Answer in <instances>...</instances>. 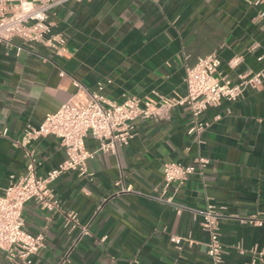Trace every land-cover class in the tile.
Returning <instances> with one entry per match:
<instances>
[{"label":"crops","instance_id":"obj_1","mask_svg":"<svg viewBox=\"0 0 264 264\" xmlns=\"http://www.w3.org/2000/svg\"><path fill=\"white\" fill-rule=\"evenodd\" d=\"M49 20L65 39L63 55L18 38L0 42V193L30 156L41 176L64 158L54 136L22 145L24 129L67 100L85 102L99 80H111L104 94L113 100L169 102L183 97L186 68L200 56L216 52L218 73L233 82L264 66V5L247 0H67ZM204 119L199 142L186 133L184 106L168 120H136L128 145L88 159L91 178L65 172L51 182L56 207L27 201L24 229L44 235L30 264H211L196 212L207 202L222 209L221 264H264L255 253L264 250V80L208 108ZM85 146L98 142L88 135ZM197 155L209 159L201 174ZM165 161L194 169L173 203L157 198ZM68 211L87 234L63 227ZM171 235L186 238L178 247ZM0 264L21 263L0 250Z\"/></svg>","mask_w":264,"mask_h":264},{"label":"built area","instance_id":"obj_2","mask_svg":"<svg viewBox=\"0 0 264 264\" xmlns=\"http://www.w3.org/2000/svg\"><path fill=\"white\" fill-rule=\"evenodd\" d=\"M67 0H0V42L10 43L13 38L22 42H33L48 49L53 55H63L65 39L51 32L50 10ZM79 1V0H78ZM249 5H264V0H247ZM262 59V56L257 58ZM237 58L229 63L234 65ZM220 59L216 52L197 58L195 64L187 67L183 82L185 94L172 101L160 100L157 103L135 95L125 96L122 100H113L104 94L110 79L99 80L95 89L87 93L86 101L73 103L67 100L43 120L24 129L22 145L39 137L54 136L64 149V158L52 167L44 176L37 174L36 161L30 156L22 174L11 176L0 193V250L11 260L21 264H30L31 256L44 246L43 233L24 229L23 208L27 201L38 203L41 208L52 209L57 206L51 182L65 172H73L79 177L91 178L87 161L97 151L116 152L118 146L128 145L134 137L136 120H168L175 106H184L188 111L186 133L199 142V135L209 126L204 112L217 106L222 100L236 101L245 88L255 89L264 80V66L249 75L239 74L237 82L218 73ZM218 116L214 117V119ZM6 133V130L3 131ZM91 136L98 142L95 150L85 146V138ZM197 169L202 173L209 159L202 155L195 157ZM194 169L177 161H165L162 164L161 196L157 198L173 203V194L183 185ZM172 191V195L165 196ZM182 206L177 205L180 211ZM222 209L207 202L196 212L202 217L201 227L208 234L207 254L211 264H221L223 246L219 239V219ZM261 224L262 220H255ZM63 227L68 231L79 229L87 234L88 229L78 221L77 214L68 211ZM186 237L171 235L170 241L181 246ZM264 256V250L255 251ZM254 260L250 264H254Z\"/></svg>","mask_w":264,"mask_h":264}]
</instances>
